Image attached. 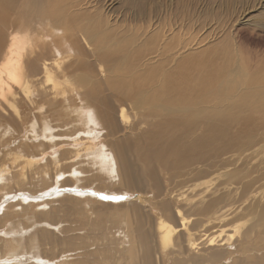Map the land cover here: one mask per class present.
Returning a JSON list of instances; mask_svg holds the SVG:
<instances>
[{
	"label": "bare ground",
	"instance_id": "obj_1",
	"mask_svg": "<svg viewBox=\"0 0 264 264\" xmlns=\"http://www.w3.org/2000/svg\"><path fill=\"white\" fill-rule=\"evenodd\" d=\"M110 8L0 0V264H264V48Z\"/></svg>",
	"mask_w": 264,
	"mask_h": 264
},
{
	"label": "rangeland",
	"instance_id": "obj_2",
	"mask_svg": "<svg viewBox=\"0 0 264 264\" xmlns=\"http://www.w3.org/2000/svg\"><path fill=\"white\" fill-rule=\"evenodd\" d=\"M132 1L108 0L111 6L109 14L121 21V25L139 24L141 21H153L162 17L161 19L169 23L179 19L178 21H183L187 27L189 25H202L204 29L212 27L214 32H210L213 36L210 37V40H213L211 44H214L215 48L218 47V51L228 53L231 50L230 47L232 49L235 47L234 49L238 55L242 56L240 59L243 62H247L248 56L256 55L255 51H260L264 48V44L261 42L264 39V31L253 25L261 22L262 18H264V0H138L136 3ZM134 4H138L137 6L143 11L141 15L135 14L137 7ZM218 36H220L219 40L217 39ZM235 39H239L237 40L238 45H234ZM211 44L208 45L211 46ZM214 57L215 61V54ZM232 130L237 131L236 127L232 128ZM226 132L228 133L227 129ZM226 132L224 133L226 134ZM7 136L8 134H6ZM65 138L64 136H58L55 139L61 141ZM40 140L42 141L43 139ZM69 146L63 144L60 149ZM163 172L166 175V172Z\"/></svg>",
	"mask_w": 264,
	"mask_h": 264
},
{
	"label": "snow or ice",
	"instance_id": "obj_3",
	"mask_svg": "<svg viewBox=\"0 0 264 264\" xmlns=\"http://www.w3.org/2000/svg\"><path fill=\"white\" fill-rule=\"evenodd\" d=\"M106 198H108V197H106ZM122 197H117L116 199H121Z\"/></svg>",
	"mask_w": 264,
	"mask_h": 264
}]
</instances>
